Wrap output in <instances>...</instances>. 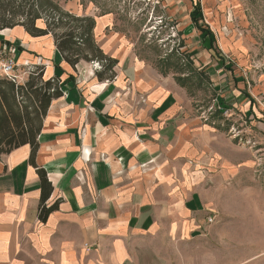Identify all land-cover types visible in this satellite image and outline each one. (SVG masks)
I'll use <instances>...</instances> for the list:
<instances>
[{
  "label": "crops",
  "instance_id": "1",
  "mask_svg": "<svg viewBox=\"0 0 264 264\" xmlns=\"http://www.w3.org/2000/svg\"><path fill=\"white\" fill-rule=\"evenodd\" d=\"M146 1L175 25L195 67H229L193 24L200 0ZM69 5L94 18L93 39L116 60L114 75L83 59L71 65L52 34L0 31V47L22 42L17 64H29L21 83L40 56L43 79L56 77L63 92L39 118L29 108L35 138L0 155V264H182L194 243L213 247L220 224L236 211L249 215L247 201L262 195L251 154L206 122L119 11Z\"/></svg>",
  "mask_w": 264,
  "mask_h": 264
},
{
  "label": "rangeland",
  "instance_id": "2",
  "mask_svg": "<svg viewBox=\"0 0 264 264\" xmlns=\"http://www.w3.org/2000/svg\"><path fill=\"white\" fill-rule=\"evenodd\" d=\"M58 1L68 11L73 1L93 4L98 13L119 11L132 30L140 33V46L152 50L151 61L182 80L203 118L214 104L229 110L217 116L213 109L206 122L226 132L239 149L250 152L253 189L262 195H252L247 201L249 215L236 211L220 224L213 247L206 241L194 243L182 264H264V0H200L204 23L215 36L216 46L229 57V67L212 72L195 67L175 25L161 19L146 0ZM5 17L21 19L20 15ZM16 41H5L3 49L17 63L24 47ZM37 62L43 63L42 57ZM28 64H17L18 80L24 81L22 67Z\"/></svg>",
  "mask_w": 264,
  "mask_h": 264
},
{
  "label": "trees",
  "instance_id": "3",
  "mask_svg": "<svg viewBox=\"0 0 264 264\" xmlns=\"http://www.w3.org/2000/svg\"><path fill=\"white\" fill-rule=\"evenodd\" d=\"M5 15H20L21 19L15 21ZM191 18L203 37L210 36L212 56L224 61L226 56L217 50L215 36L204 22L200 23L204 16L199 2L194 5ZM38 20L44 21L45 28L37 26ZM16 26H23L33 36L52 34L57 48L71 65H77L82 59L99 62L101 71L113 77L116 60L107 57L95 44L93 17L73 14L65 10L58 0H0V31ZM5 55L3 47H0V57ZM45 67L43 63L29 65L28 80L24 83L0 75V155L35 138L31 124L35 120H31L29 108L39 118L40 113H46L51 100L63 93L56 77L43 79ZM216 113L217 116L222 114L221 111ZM48 212L49 209L43 207L41 219L45 220Z\"/></svg>",
  "mask_w": 264,
  "mask_h": 264
},
{
  "label": "built area",
  "instance_id": "4",
  "mask_svg": "<svg viewBox=\"0 0 264 264\" xmlns=\"http://www.w3.org/2000/svg\"><path fill=\"white\" fill-rule=\"evenodd\" d=\"M38 63H42V62H38ZM95 67L97 69H101L102 66L99 62H92ZM16 67H17V63L15 61V59L13 57H9V56H5V57H0V73L7 76L8 78L12 79V80H15V81H19L18 80V74H16ZM213 109H215L216 111H223L225 110V112L228 113V109L218 105V104H214V106H211L207 112H205V117L204 119L206 121L210 120V118L207 116V113L212 111ZM215 111V112H216ZM204 116V115H203ZM208 223H213L215 221V216H210L208 217L207 219Z\"/></svg>",
  "mask_w": 264,
  "mask_h": 264
}]
</instances>
